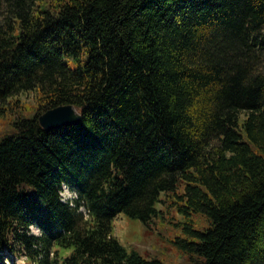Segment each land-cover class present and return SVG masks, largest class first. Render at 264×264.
Wrapping results in <instances>:
<instances>
[{"label":"trees","instance_id":"obj_1","mask_svg":"<svg viewBox=\"0 0 264 264\" xmlns=\"http://www.w3.org/2000/svg\"><path fill=\"white\" fill-rule=\"evenodd\" d=\"M28 89L36 112L0 140V261L169 264L114 218L148 222L173 190L209 219L175 221L178 246L264 264V0H0V103ZM61 103L80 122L44 129Z\"/></svg>","mask_w":264,"mask_h":264},{"label":"rangeland","instance_id":"obj_2","mask_svg":"<svg viewBox=\"0 0 264 264\" xmlns=\"http://www.w3.org/2000/svg\"><path fill=\"white\" fill-rule=\"evenodd\" d=\"M40 92L37 89L20 90L17 93L8 96L6 101L0 103V140L7 135L16 134L18 128L14 121L19 117H32L38 106V96ZM179 191L182 184H178ZM66 197L71 199L76 196L72 189L63 190ZM160 200L157 201L159 211L148 222L142 221L137 217H130L120 212L114 218V232L118 239L127 249H134L146 258H159L169 264H203V257L193 251H186L178 246L174 239L182 234L181 224L176 225L175 221L190 219L194 221L195 226L204 227L209 223L206 214L202 212H193L189 215H183L177 210L176 201L180 200L173 190L161 191ZM79 210L85 213L84 207ZM30 230L37 233L39 230L35 225L30 226ZM6 252V249H4ZM12 256V257H11ZM12 258L16 264H27L26 260L18 258L16 255H7L5 262H11ZM24 259V258H23ZM5 262L0 261V264Z\"/></svg>","mask_w":264,"mask_h":264},{"label":"water","instance_id":"obj_3","mask_svg":"<svg viewBox=\"0 0 264 264\" xmlns=\"http://www.w3.org/2000/svg\"><path fill=\"white\" fill-rule=\"evenodd\" d=\"M80 119L81 113L72 103H61L49 107L38 115V121L44 129L65 124H78Z\"/></svg>","mask_w":264,"mask_h":264},{"label":"built area","instance_id":"obj_4","mask_svg":"<svg viewBox=\"0 0 264 264\" xmlns=\"http://www.w3.org/2000/svg\"><path fill=\"white\" fill-rule=\"evenodd\" d=\"M68 189V186L66 184H63V190ZM63 190H61V198L65 199V196L63 194ZM23 258H25V255L22 256ZM22 258V260L24 261V259Z\"/></svg>","mask_w":264,"mask_h":264}]
</instances>
